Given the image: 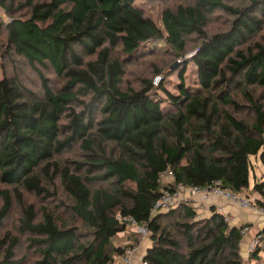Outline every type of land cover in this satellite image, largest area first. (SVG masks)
<instances>
[{"label":"trees","instance_id":"16d2710c","mask_svg":"<svg viewBox=\"0 0 264 264\" xmlns=\"http://www.w3.org/2000/svg\"><path fill=\"white\" fill-rule=\"evenodd\" d=\"M137 1H0L9 52L30 68L49 66L64 81L53 91L39 73L42 92L32 95L14 78L0 79V184L11 188L20 208L18 234L29 238L39 256L35 264H113L123 252L113 242L126 231L121 220L130 217L151 237L143 255L148 264H240V228L221 215L196 220L189 204L168 212L154 213V207L165 187L159 175L168 170L186 189L220 181L242 194L250 158L264 166V105L253 92L264 90V35L257 40L264 0L241 8L184 0L163 10V31ZM217 12L232 18L230 26L207 36ZM190 36L201 40L191 57L197 93L183 84L177 95L161 89L173 107L164 113L150 81L138 90L122 88L126 65L154 54L158 42L180 57ZM75 146L84 159L72 170L57 157ZM55 180L70 199L65 207L74 224L47 207L39 218L20 193L49 200L55 193L45 186ZM252 193L264 201V179ZM0 198L1 224L12 202L9 191L0 190ZM177 216L184 221L176 233L162 227V220ZM18 246L16 236L3 235L0 264H22L14 260Z\"/></svg>","mask_w":264,"mask_h":264},{"label":"rangeland","instance_id":"374dc122","mask_svg":"<svg viewBox=\"0 0 264 264\" xmlns=\"http://www.w3.org/2000/svg\"><path fill=\"white\" fill-rule=\"evenodd\" d=\"M8 2V0H0ZM228 5L232 7H244L247 6L250 0H224ZM17 3H23V0H17ZM184 0H139L135 3V6L142 10L144 14L153 20L156 26L163 31L161 22L162 12L165 9H173L179 5H186ZM8 20V17L0 9V79L2 77L14 78L18 81L23 88L32 95H40L42 92V84L39 78V73L48 81L50 88L53 91L58 90L64 85V81L57 77L53 70L49 66H35L30 68L26 62L9 52L6 47V34L4 33L1 25ZM232 18L222 12H217L211 16L205 27V33L207 36L226 31ZM264 35V31L260 34L257 40ZM187 47L183 55L176 56L164 42H158L155 45V52L150 56L143 57L133 64L126 65L124 67V76L122 77V88L124 90L133 89L138 90L141 87L143 81H150L156 88V97L160 99L159 103L164 113H168L173 110V107L166 101V96L161 89H165L172 95H177L179 91V85L183 84L190 94H195L199 91L200 87L197 80L196 68L191 62V57L194 54V50L201 43L200 38L197 36H190L187 40ZM153 48V46L151 47ZM150 48H146L148 51ZM176 65L175 68H172ZM182 77V78H181ZM255 97L264 105V90L254 89ZM62 162H68V165L75 167L73 162H81L84 157L75 146L67 153H62L57 157ZM264 179V166L260 163L256 157L250 158L249 169V189L252 187L255 181ZM50 192H54L55 196L49 200L42 201L41 198H37L34 195L28 194L24 191H20L23 200L26 204H33L37 210L38 217L40 218L41 207H47L48 210L60 221H64L69 224H74L75 219L66 211L65 206L70 205L69 197L64 193L58 180H55L53 187L45 186ZM0 190L9 191L12 206L6 216V218L0 224V238L6 233H10L19 239V246L15 251V261H24L22 264H35L39 261V256L34 250L29 248L27 236L19 235L17 231L18 218L20 216V208L16 203V199L10 187L0 184ZM253 194V193H252ZM3 201L0 198V207ZM209 213L201 214L200 218L196 220H204L209 217ZM181 217L166 218L160 223L162 227H166L168 230L176 233L178 231L177 225L183 222ZM264 222V221H263ZM80 227V222L77 223ZM252 227L251 234L258 233L257 229ZM128 237L125 241V236ZM125 235L115 238L113 245L121 248L122 245H126L130 241L134 242V249L138 254V258L146 251L147 247L151 245V237L148 232L145 234L135 233L133 230H128ZM123 237V238H122ZM242 245L240 244L238 250L240 264H264V241L256 248H249L248 240H244ZM255 250H258V255L253 256ZM1 260V258H0ZM138 262V261H137Z\"/></svg>","mask_w":264,"mask_h":264},{"label":"built area","instance_id":"2783aa9c","mask_svg":"<svg viewBox=\"0 0 264 264\" xmlns=\"http://www.w3.org/2000/svg\"><path fill=\"white\" fill-rule=\"evenodd\" d=\"M160 181L165 185L161 191L160 197L154 207V213L162 211L168 212L180 206L181 204H191V200L196 198L194 210L197 214V218L201 217V213L205 210L204 205H208L216 199L225 200L240 210L253 211L259 215L264 216V204L263 200H258L260 203L254 200H250L242 194L233 193L228 189L221 187L220 181H215L211 185L205 188L192 187L184 188L182 185H175L172 178V172L170 170L161 173L159 175ZM221 215L223 222L229 227H239L240 234L243 238L248 237L251 234V227L249 225H241L237 219L233 216L222 213L219 209L218 212ZM126 225L127 229L137 230L136 233L145 234L147 232L145 226H138L134 219L127 217L121 220ZM264 241V236L261 232L255 233L249 240V248H256ZM122 254L120 258L121 264H132V260L135 254L134 243L129 242L122 247ZM115 262V261H114ZM113 262V263H114ZM140 264H148L140 258Z\"/></svg>","mask_w":264,"mask_h":264},{"label":"crops","instance_id":"0c3cea01","mask_svg":"<svg viewBox=\"0 0 264 264\" xmlns=\"http://www.w3.org/2000/svg\"><path fill=\"white\" fill-rule=\"evenodd\" d=\"M242 195L245 196L246 198L250 199V200H254V201L261 200L256 194H252V190H250L249 188L247 190L243 191ZM195 201H196V198L191 200V204H189V205H191L192 207L195 208V206L198 205L197 203H195ZM204 208H205V210L203 211V213H209V215H211L213 212L218 214L219 209H220L222 211V213L235 217L237 219V221L239 222V224L249 225L251 227V231H252V227H255L254 229H257L259 232L264 230V222H263L264 216L259 215L253 211L240 210L225 200L216 199V200L212 201L211 203H209L208 205H204ZM200 213L203 214L202 212H200ZM128 230H132V229L126 228L125 232L118 234L116 237L125 235ZM133 231L136 233L137 230H133ZM252 235L253 234H250L248 237L243 238L241 245H242V243H244L243 241L245 239L248 240V242H249ZM123 237L125 238V241L128 240L127 239L128 234H126ZM130 242H133V241H130ZM144 253L138 258V254L135 251V254H134V257L132 260V264H140V258H143ZM114 261L115 262L113 264H121L120 258H115Z\"/></svg>","mask_w":264,"mask_h":264},{"label":"water","instance_id":"95a60500","mask_svg":"<svg viewBox=\"0 0 264 264\" xmlns=\"http://www.w3.org/2000/svg\"><path fill=\"white\" fill-rule=\"evenodd\" d=\"M176 67V65H174L172 68H175Z\"/></svg>","mask_w":264,"mask_h":264}]
</instances>
